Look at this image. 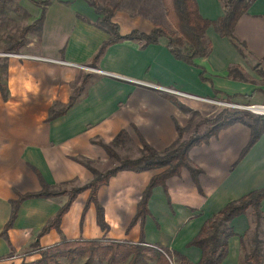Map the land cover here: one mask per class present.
Segmentation results:
<instances>
[{
    "label": "crops",
    "instance_id": "obj_1",
    "mask_svg": "<svg viewBox=\"0 0 264 264\" xmlns=\"http://www.w3.org/2000/svg\"><path fill=\"white\" fill-rule=\"evenodd\" d=\"M227 1L196 0L199 13L209 19L222 15ZM133 2L119 0L111 16L121 33L149 31L154 25ZM44 12L35 43L28 39L23 50H18L35 57L4 56L8 93L3 97L0 92V260L31 242L44 248L64 238L136 242L143 237L148 244L198 261L200 247L187 242L204 220L228 201L264 185V132L240 157L250 137V127L240 121L190 147L188 158L198 168L196 175L183 166L165 180V186L155 185L143 222L133 218L142 191L159 167L118 170L99 185L97 199L108 224L105 228L97 223L95 203L86 205L88 188L77 193L58 228L41 231L66 201V193L22 200L12 225L5 233L2 228L18 193L40 190L42 181L50 188H70L90 180L91 169L75 157L91 159L100 171L114 166L117 160L99 141H112L122 129L126 139L113 145L118 155L117 147L127 141L140 153V136L156 150L172 144L178 137L176 124L186 125L190 116L173 98L196 110L199 117L214 111V100L264 103V0L244 5L233 38L209 25L205 40L211 47L208 54L196 58L198 66L175 57L165 35L145 45L139 37L114 41L93 64L92 55L110 36L96 24L101 13L86 0H50ZM166 20L164 14L161 21L165 24ZM176 45L183 50L189 46L185 39ZM81 64L98 69L84 72ZM229 67L238 68L244 77L228 75ZM83 74L87 77L82 82ZM78 84L81 89L74 102L54 114ZM198 129L206 130L207 124L200 123ZM260 208L264 212V198ZM250 224L249 211L230 220L235 233L228 238L221 264H243L240 235Z\"/></svg>",
    "mask_w": 264,
    "mask_h": 264
},
{
    "label": "trees",
    "instance_id": "obj_2",
    "mask_svg": "<svg viewBox=\"0 0 264 264\" xmlns=\"http://www.w3.org/2000/svg\"><path fill=\"white\" fill-rule=\"evenodd\" d=\"M86 1L97 12L101 13L96 24L110 32V36L102 40L92 55L91 61L93 64L103 49L114 41L129 37H139L143 41L142 45H145L157 42L161 35H165L168 37L167 46L175 57L182 59L188 64L198 66L195 61L196 58L208 54L211 47V43L205 40L206 28L209 25H213L221 35H228L233 38L232 31L238 17L244 10V5L253 0H228L224 13L215 19L203 17L198 11L196 0H160L162 8L158 7L155 4L156 2H153L151 7L144 4L139 6L138 11L152 18L153 27L149 31L132 29L126 33H121L119 24L111 19V16L118 7V1L105 4H100L96 0ZM48 2H43L40 15L30 23L24 25L19 38L14 40L3 51H18L19 46L23 43L29 31L36 30L40 32L44 18V5ZM164 14L167 16L169 22L172 23L173 30L162 23L161 19L164 17ZM176 32L177 35L174 36ZM183 39L189 45L184 50L176 45L177 42L180 43ZM0 67L4 72L6 69L5 60L0 63ZM227 74L235 77H244L242 72L234 67H229ZM86 77L87 75L83 76L82 82L86 80ZM80 89L81 84L74 88V92L69 96L68 101L56 110L54 114L64 112L74 102ZM0 92L3 97L8 93L6 81L1 75ZM173 100L184 110L190 111V116L186 125L181 126L176 124L178 137L172 144L162 150H156L140 136V154L136 157H130L128 155H118L113 147V144L122 143L126 139L125 130H120L110 142L100 140L99 143L105 148L110 157L117 160V164L100 171L92 165L91 159L75 157L91 169L93 173L92 178L81 185L70 188L63 185L50 188L42 181L43 187L40 190L18 193L17 198L12 201L11 213L4 223L2 233H5L12 225L22 200L29 197H47L66 193V201L58 208L55 215L43 226L41 231L50 227L58 228L62 215L68 210L77 193L86 188L89 189L86 205L91 201L95 203L97 223L102 228H105L108 224L104 219L103 207L97 199L99 185L107 182L108 178L118 170L130 169L138 171L159 167L161 170L151 176L142 191L133 218V220L140 219L143 222L148 212L147 201L155 185L161 184L165 186V180L171 175L178 174L183 166L190 167L192 174L196 175L198 168L191 166L188 158V151L191 146L206 142L219 129L240 121L250 127V137L240 152L241 157L257 141L261 133L264 132V119L261 114L256 115L248 111L236 114L224 108L211 118L199 117V113L196 110L188 108L175 98ZM202 122L209 124L205 131L198 129L199 124ZM263 198L264 185L228 201L216 213L205 219L198 233L187 242V245H196L201 249V256L196 262L188 261L177 250L171 251L160 245L161 249L156 248L146 243L143 237L136 242L103 238H64L51 246L44 248L37 247L41 256L32 262H46L45 264H49L50 260L54 259L55 264H60L57 260L58 257H65L72 262L76 256H81L85 258L83 264H221L227 254L228 238L235 233L230 225V220L240 213L249 211L251 216L250 227L240 235V244L244 250L241 262L243 264H264V212L260 208ZM34 245H37V242H34ZM171 254L178 256L179 260L174 262L170 256ZM149 257L155 260L151 261Z\"/></svg>",
    "mask_w": 264,
    "mask_h": 264
},
{
    "label": "rangeland",
    "instance_id": "obj_3",
    "mask_svg": "<svg viewBox=\"0 0 264 264\" xmlns=\"http://www.w3.org/2000/svg\"><path fill=\"white\" fill-rule=\"evenodd\" d=\"M44 1L47 2L50 0H0V52L3 51V49H6V47H8L11 43H13L14 40L19 38L21 29L24 25L30 23L33 19H35L36 17L40 15ZM96 1L100 4H105V3H114L115 1H119V0H96ZM153 2L154 3L156 2V4L161 8L160 0H137V2L134 0L133 6L136 9L139 8V6L144 5V4H147V6L151 7ZM56 13H59V10H56ZM164 22H166L165 24L171 30H173V25L171 22H169V20H166ZM36 35H38V31L36 30L29 31L26 34V37L23 40V43L19 46L18 50H23L24 45H26L28 39L32 41L31 44H34ZM95 38L96 36L94 35L92 37V40H95ZM4 60H5L4 56L0 55V63L3 62ZM80 66H81L80 69L84 72L86 71L93 72V70H95L96 68L93 64H81ZM0 75L4 77L3 69L1 67H0ZM83 75L85 76V74ZM79 85L80 84L76 86H79ZM223 100L224 99L220 100L219 102H215L214 104L216 108L214 109V111L208 116H203V117L211 118L215 116L218 112L223 110L224 108L228 109L229 112H234L236 114H240L242 112L248 111V112H251L257 115V113H254L251 110L241 106V104L245 105V104L254 103V102H250V101H241V102L238 101L237 102L233 100L231 101L224 100L226 102H223ZM229 101L233 103L230 104L228 103ZM61 106L62 104L59 105V108ZM202 123H205V122H202ZM206 124L208 128L209 124L208 123ZM203 130L205 129H202V131ZM117 149H118L119 155L121 156L128 155L131 157V156H134V155L137 156L140 154L137 147H135L134 144H132L130 141H127L125 144L117 147ZM40 256L41 254L38 252L37 245H34L33 242H31L27 245L20 247L19 249L14 248L12 251H10L9 254H7L2 260H0V264H28L29 262L36 260ZM170 256L174 262L179 260V257L176 255L171 254ZM84 259H85L84 257L76 256L72 262H70L65 257H58L57 260L60 262V264H83ZM149 260L154 261L155 259L154 258L152 259V257H149ZM45 263L46 262L35 263L34 261L30 264H45ZM49 264H55L54 259H51Z\"/></svg>",
    "mask_w": 264,
    "mask_h": 264
},
{
    "label": "built area",
    "instance_id": "obj_4",
    "mask_svg": "<svg viewBox=\"0 0 264 264\" xmlns=\"http://www.w3.org/2000/svg\"><path fill=\"white\" fill-rule=\"evenodd\" d=\"M0 55H3V56H18V57H30V56H34L35 57V55H33V54H26V53H21V52H17V51H1L0 52ZM61 62H66V61H64V60H60ZM95 69H98V68H95ZM155 86H158V85H156V84H154ZM159 87H162V86H159ZM167 89V88H166ZM168 89H170V88H168ZM171 90H174L175 92H181V93H184V92H182V91H180V90H176V89H171ZM220 100H214V102H219ZM223 102H226V101H224L223 100ZM228 103H233V102H228ZM241 106H243V107H245V108H247V109H249V110H251L252 112H254V113H257V114H264V103H257V102H254V103H249V104H245V105H242L241 104ZM150 245H152V246H154V247H156V248H159V249H161V247L159 246V245H157V244H150Z\"/></svg>",
    "mask_w": 264,
    "mask_h": 264
}]
</instances>
